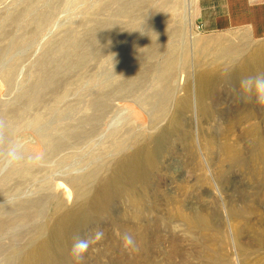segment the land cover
Returning a JSON list of instances; mask_svg holds the SVG:
<instances>
[{"label": "rangeland", "instance_id": "rangeland-1", "mask_svg": "<svg viewBox=\"0 0 264 264\" xmlns=\"http://www.w3.org/2000/svg\"><path fill=\"white\" fill-rule=\"evenodd\" d=\"M135 3L139 8L130 7ZM122 5L127 6L124 14ZM153 34L161 39L151 45ZM215 38H221L219 45L201 50L204 41ZM258 43L264 37L254 38L240 28L203 30L199 0H0V109H27L23 102L29 93L40 105L34 108L39 113H25L10 130L7 142L22 143L24 160L0 172V213L24 199L51 195L46 206L59 200L78 206L72 178L106 159L129 130L137 137L129 138L131 145L123 153L142 146L155 151L141 222L133 221L143 226V249L137 253L133 246H123L117 227L121 203L113 201L96 223L77 232L104 233L82 264H264V111L229 91L238 86L244 64L253 63L244 50ZM230 46L241 49L240 54L225 56L222 47ZM148 48L144 60L134 58ZM171 58L172 74L161 84L159 72ZM144 65L149 75L137 78ZM204 70L213 71L215 82L199 102L196 76ZM131 78L135 98L112 101L116 109L100 120L93 136L82 144L68 142L46 160V138L39 129L26 127L32 113L42 115L41 120L35 117L38 123L51 121L48 134L53 137L63 128L74 132L81 115L78 102L90 97L83 93L86 88ZM163 88L169 100L155 117L156 100L145 98ZM116 159L108 161L96 189ZM25 162L31 170L23 176L17 169Z\"/></svg>", "mask_w": 264, "mask_h": 264}, {"label": "bare ground", "instance_id": "bare-ground-1", "mask_svg": "<svg viewBox=\"0 0 264 264\" xmlns=\"http://www.w3.org/2000/svg\"><path fill=\"white\" fill-rule=\"evenodd\" d=\"M135 6H137V3L131 5L130 7L139 8ZM126 10L127 6L122 5L119 12L124 14ZM39 20L42 21L40 18ZM40 21L38 23H40ZM176 33L177 29L174 28L172 35H175ZM158 39L160 40L161 38H158L157 34H153L150 36L148 41L151 45H153L156 41H158ZM221 41V38L204 41L201 45V50L208 51L213 45H219ZM150 51V48H148L146 51H138L134 58L137 61L142 59L144 60L146 54L151 53ZM240 51L241 49L230 46L229 50H227L225 47H222L221 52L223 54L226 53L225 56L228 57L233 56ZM244 51L249 52V54L252 56L251 59L253 60V63L248 64V62H246L244 64L241 77L256 75L257 73H264V43H258L252 48ZM83 56L85 55L83 54ZM173 61L174 59L171 58L170 65L164 66L163 70L159 72V78H161L159 82L161 84H164V78H166V76H170L172 74ZM145 67L146 65H144L143 68H141V70L136 73L137 78L142 79V77L149 75ZM147 67L151 68V65H148ZM235 74L234 76H237ZM234 76L232 77L234 78ZM217 78H219L218 75ZM214 82L215 77L212 70L198 72V75L196 76V83L198 86L196 87H198L197 97L199 102L204 97V95L208 93V86L210 84L212 85ZM86 92H88L87 95L90 97L88 99L83 98L78 102V111L81 112V115L78 119L77 129L74 132L70 131L71 133H69V128H63V133L53 137V135L51 136V134H48L50 131H48V124H51V121L50 123L47 122L46 124L38 123V121L41 120V114L35 116L34 113H32L30 118L27 117L31 120L26 122V127L34 131L39 129L41 134H39V136H44L46 138L47 146H45L46 154L44 155L46 160H48V157L59 153V151L64 147H67V145L70 144L68 142H73L72 144H82L88 138L93 136L100 127V120H103L104 116L108 115L107 113L112 112V109H116L115 106H113V103L115 102L112 103V101H121L127 98H135L137 87L136 81L132 80V78L122 81L116 85H114L111 81L106 80L104 82H96L94 86H90V88H86L83 91V93ZM83 93H81V95ZM147 98H153L156 100V103L154 101L155 104L152 106V108L155 110V117H160L167 107V102L169 100L168 92L165 91L164 88L163 90L156 89L152 92L150 97L147 96L145 99ZM23 103L26 106L25 108H27L25 110H20V108L9 110L0 109V143L7 142L10 130L13 128L14 124L21 122L20 120L22 115L25 113L30 115L28 112L33 111L35 106H40L38 105L39 101H37V96L33 93H29ZM183 104L187 105V101L184 100ZM178 108L176 112H178ZM198 108L201 109V106ZM87 110L90 111V116H87L88 118L85 116ZM35 117L40 120L37 121L36 119L35 121ZM178 119L179 117H177V120L174 121L177 124ZM22 126L23 125H21V127ZM176 128L177 127H175V129ZM171 132H173V130ZM130 133L131 132L128 130L120 136L117 149L112 151L113 154L112 152L110 153L113 155L111 158V155L109 154L106 159H103V161L97 163L93 168H90L87 173L72 178L74 188L73 200L76 202L78 200V206H64V202L61 200L57 201L51 207L46 206L45 202L47 200H51L53 197L51 195L46 197H38L36 199H24L10 208L7 207L5 210L2 209L4 211L0 213V264H69L71 260L69 251L73 237L83 225L87 223L94 224V222L96 223V221L99 220L101 216L106 214L107 210L110 209H107L108 206L113 201H119L121 203H118L121 205L120 210L118 209V217L120 218L119 221H121L117 223V227L119 228L118 230H120L122 234L129 233L134 237L135 244L133 247L137 253H140L141 249H143V247L140 248L141 242L145 241L141 240V238L144 236H142L143 232L141 234L140 232L144 229L140 228L143 227L141 226V223V225H139L140 227L138 225L137 227V223H134L133 221L136 222L138 219L140 220V217L142 216L141 208L144 201V189L149 186L148 184L150 183V174L156 166V161L155 151L144 146L129 153H123V150L125 151V147L127 148L131 145L129 138L137 137L136 135H133L134 133H131L130 137ZM115 158L117 159L115 165L112 164L114 166L113 169L111 172L108 171V175L105 176L103 180L104 185L102 187L99 186L100 188L96 189L95 186L101 179V174L103 175L102 172H105V170L107 171L108 169L107 165L110 162L109 160ZM30 166L28 167L25 162L23 165L21 164L19 166L17 171L24 176V173H28L31 170ZM150 212H152V210ZM143 215L145 216V214ZM141 219H143V217ZM156 221L158 220L156 219L155 222ZM129 222H131L132 225L129 226ZM155 222L154 224H156ZM147 224L149 225V222ZM139 229L142 230L140 231Z\"/></svg>", "mask_w": 264, "mask_h": 264}, {"label": "clouds", "instance_id": "clouds-1", "mask_svg": "<svg viewBox=\"0 0 264 264\" xmlns=\"http://www.w3.org/2000/svg\"><path fill=\"white\" fill-rule=\"evenodd\" d=\"M229 91L243 103H255L264 111V73L241 77L238 86H229ZM24 160L23 145L20 142L0 143V172L16 166ZM104 236L103 230L95 229L92 234L73 237L69 255L73 264H82L89 248ZM122 242L125 249L134 246V237L124 233Z\"/></svg>", "mask_w": 264, "mask_h": 264}, {"label": "crops", "instance_id": "crops-1", "mask_svg": "<svg viewBox=\"0 0 264 264\" xmlns=\"http://www.w3.org/2000/svg\"><path fill=\"white\" fill-rule=\"evenodd\" d=\"M199 21L206 31L240 28L260 39L264 37V1L199 0Z\"/></svg>", "mask_w": 264, "mask_h": 264}]
</instances>
